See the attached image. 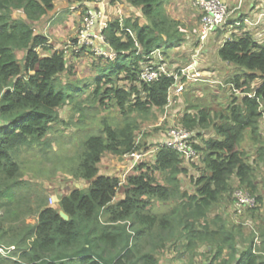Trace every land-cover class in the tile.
I'll use <instances>...</instances> for the list:
<instances>
[{
    "label": "trees",
    "instance_id": "obj_1",
    "mask_svg": "<svg viewBox=\"0 0 264 264\" xmlns=\"http://www.w3.org/2000/svg\"><path fill=\"white\" fill-rule=\"evenodd\" d=\"M55 1L0 0V264H161L158 255L165 250L177 251L182 264H264V42L249 33L224 38L217 58L238 73L217 86L235 88L239 96L233 92L213 115L210 107L191 104L187 110L195 112H185L178 122L193 134L203 165L199 175L192 169L196 159L185 161L162 148L153 164L135 166L121 184L98 165L106 153L121 156L151 145L136 144L135 131L140 119L165 108L174 80L144 82L138 75L157 61L151 52L165 55L172 36H181L177 22L162 15L164 0H110L126 2L136 16L109 21L103 34L117 58H97L87 83L74 78L66 51L51 50L38 30ZM141 16L147 23H140ZM256 80L260 84L252 88ZM87 88L90 94L81 99ZM106 100L118 109L121 124L103 120L98 132L86 137L71 172L84 187L57 198V207L48 204V197L32 192L23 179L22 149L49 147L45 138L61 122L64 106L73 104L81 113L87 104ZM236 185L255 200L237 218ZM120 189L123 196L114 201ZM156 202L165 210H155ZM245 216L251 220L248 232ZM31 217L35 221L27 222Z\"/></svg>",
    "mask_w": 264,
    "mask_h": 264
},
{
    "label": "rangeland",
    "instance_id": "obj_2",
    "mask_svg": "<svg viewBox=\"0 0 264 264\" xmlns=\"http://www.w3.org/2000/svg\"><path fill=\"white\" fill-rule=\"evenodd\" d=\"M110 1V0H109ZM96 2L108 4L107 0H98ZM114 5V4H113ZM115 6H119L118 10H122V15L124 18L127 16L135 17L132 11L128 8V4L123 1H117ZM113 6L114 8H116ZM122 7V9H121ZM81 13H76L75 15H68L66 20L61 22L57 27L52 25L49 20L38 28V30L44 34L47 38V44L54 49H64L66 51L67 61L74 65L76 70L75 77L78 80H85L87 83H91L93 80L95 67L93 63H97L99 58L93 52L92 48L89 47H76L78 31L83 23L85 12L81 7L77 8ZM162 15L167 16L170 20L177 22V30L180 37L172 36L173 40L171 47L167 50L166 54H161L163 60L165 61L167 68L171 69L175 65L177 67L186 68L191 64H195L198 67H204L205 69H215L217 73L221 74V78L218 83L214 84L213 79H208L206 76H202V81H196L193 85L187 87V91L178 96L177 102L172 103L170 106L164 108L163 110H156L154 115L147 119L139 120V128L135 131L136 144L139 142L144 144V142L149 145L148 149H151L155 144L154 141L161 139L167 129L170 126H179L180 118L185 112H195V109L187 108L191 104H200L199 108H209L211 109L212 115L214 112L225 108L230 100L232 91L231 87L224 84L225 88H219L217 85L225 83V78L230 77L234 72L231 68H217L213 66V51L215 50V44L213 39L208 38L204 42H199L197 40L196 30L200 23L199 10H197L190 2V0H164L162 2ZM21 14L20 11H16L14 16L17 17ZM109 21H112L114 17L110 13L106 14ZM140 23H147L144 17H140ZM177 40H176V39ZM138 46V43L136 42ZM76 49H75V47ZM140 50V49H138ZM38 53L44 52L41 48H37ZM162 51V50H161ZM50 53V51H49ZM46 54H48L46 52ZM24 56L23 51L17 52V57L21 61ZM116 63L110 64L114 66ZM201 67V68H202ZM176 68V67H175ZM199 71V70H198ZM202 75V74H201ZM69 79H74L73 75H68ZM91 79V81H89ZM214 84V85H213ZM260 81L258 80L257 85H251L252 88L258 87ZM84 86V83L81 84ZM86 86V85H85ZM91 87V85H89ZM85 88V87H84ZM227 88V90H226ZM90 88L85 89V95L81 98L84 99L90 94ZM226 94L227 98L213 97V94ZM85 107L81 113H77L73 108V104L66 105L60 110V120L54 125L45 140L49 143V147L40 145H33L29 148L22 149L20 154V159L24 165V177L23 179L28 183V187L32 192L37 191V194L47 196L48 204L57 207L54 204L53 197L60 198L65 193L73 188L84 187V183L81 180H77L73 177L72 171L77 164V156L80 152L81 146L86 139L91 134L98 132V127L101 126L103 120L110 122L114 126H119L122 122V116L118 112V109L114 106L109 105V101L106 100V105H94ZM142 150H136L135 153H141ZM153 156V158H152ZM146 156L142 163L147 164L154 163L155 155ZM129 157L126 155H114L110 153L104 154L101 162L99 163L100 172L103 174H109L116 176L120 179L121 184L125 182L126 177L134 172V168L128 169ZM196 166L193 167V171L196 175H199L201 171L199 168H203L200 160L196 159ZM264 179V170L262 172ZM159 176V175H157ZM184 176V174H182ZM189 182L186 176L185 183ZM235 188H238L236 185ZM264 190V187H262ZM122 189L117 192L116 200L118 197L122 196ZM264 192V191H263ZM264 194V193H263ZM224 205V204H223ZM220 208V207H219ZM155 210L162 211L165 210V206L156 202L154 206ZM226 209V208H225ZM261 212L264 215V202L261 207ZM237 215H235V218ZM248 217L245 216V221L243 222L244 231L248 232ZM35 221L34 217L28 218L27 222L33 223ZM11 248L10 250H12ZM2 252L6 253L4 249ZM8 252V251H7ZM167 255V256H166ZM159 258L161 264H178L181 262L179 259V253L174 250H165L159 253ZM164 256V257H162ZM171 256L172 261H167V258ZM166 258V259H165ZM178 259L177 261L175 259ZM164 260V262L162 261ZM175 260V261H174Z\"/></svg>",
    "mask_w": 264,
    "mask_h": 264
},
{
    "label": "built area",
    "instance_id": "obj_3",
    "mask_svg": "<svg viewBox=\"0 0 264 264\" xmlns=\"http://www.w3.org/2000/svg\"><path fill=\"white\" fill-rule=\"evenodd\" d=\"M98 1V0H97ZM191 4L199 10L200 23L196 30L197 40L204 42L212 34L217 33V29L228 25V20L231 12V6L224 0H190ZM108 4L100 2L93 3H77L72 9L81 7L86 10L85 17L81 28L77 35L76 47H89L98 57L115 60L117 53L106 43L103 30L108 26L107 19ZM242 0H237L236 9L241 8ZM260 18L264 17V11L259 14ZM122 22V17L120 18ZM239 25V23H235ZM74 46V47H75ZM75 47V49H76ZM159 50L151 52V55L157 58V61L145 65L138 75V79L144 82H152L158 80L161 76L170 77L174 80L171 87L168 89V101L165 106L168 107L172 103L177 102V97L187 91L189 85H193L196 81H202L201 72L198 71L196 63L188 67H173L172 70L167 68L165 61ZM153 57V58H154ZM204 81V80H203ZM207 81V80H206ZM213 83L217 84L218 80ZM234 93L239 94L235 88H232ZM249 97L254 94L248 93ZM192 132L185 127L170 126L162 139L158 140L151 149L140 151L141 153H130L129 158L132 160V168L138 163H142L146 156L156 153L162 148H168L176 151L185 161L195 160L198 158V153L192 141ZM234 203L233 210L235 215L242 214L246 208L255 206V200L247 191L236 188L233 193Z\"/></svg>",
    "mask_w": 264,
    "mask_h": 264
},
{
    "label": "crops",
    "instance_id": "obj_4",
    "mask_svg": "<svg viewBox=\"0 0 264 264\" xmlns=\"http://www.w3.org/2000/svg\"><path fill=\"white\" fill-rule=\"evenodd\" d=\"M107 1L109 2V0H107ZM224 1H226L231 6L233 11L230 14V17L228 20V25L226 27H224L220 33L217 32V33H214L210 36V39H213V42L215 44V50L213 51V66H215L217 68L229 67V69L231 68L234 72H236L237 71L236 67L231 66V65H228V66L224 65L221 62V60H219L217 58V49L219 47L220 42L223 41L224 38L231 37L233 34L234 35H240L243 33H249L254 38H256V40L259 43L264 42V17L260 18V16H259V14L264 11V0H242L241 8H237V9H236L237 0H224ZM116 3H117V1H115V3H112V4L108 3V5H107L109 8L108 13H110L111 16L114 17L113 19H116V18L119 19V17L120 18L123 17L122 10H118L119 8H117V7H119V6L116 7L115 6ZM74 5L75 4L73 2L70 3L67 0H56L54 2V9L48 13V15L42 21L41 26H43L49 20V22L52 25L57 27L59 24H61L62 21L64 22L67 19L66 17L68 15L72 16V15H75L76 13H81V11L79 9H72L73 7H75ZM113 6H115L116 8H114ZM68 8H69L70 12L67 10ZM128 8L133 13V9L130 8L129 4H128ZM121 9H122V7H121ZM76 11H78V12H76ZM107 19L110 20V18H107ZM237 22L239 23V25L235 24ZM177 66H179V65H175V67H177ZM201 67L197 66V69L201 72L202 75L207 77V78H205L206 80L207 79H213V81H214V80H219L221 78V74L217 73V71H215L214 67L212 70L209 68L205 69L204 67H202V68ZM226 78H228V77H226ZM254 82L255 83H253V84L257 85L258 80L254 81ZM236 96H239V94H236ZM262 122H263V124H261V128L264 130V119ZM155 154L156 153H154V154L152 153L151 156L155 155ZM152 158H153V156H152ZM127 160L129 161L128 169H131L132 168L131 167L132 166V160H131V158H129ZM116 196L114 198V201H117L118 199H120L123 196V194H122V196L118 197L117 200H116ZM52 197L54 200V204L56 205L57 204L56 202L58 199L54 196H52ZM247 222L251 223V220L248 218ZM162 257H164V256H162ZM172 260H173V258L171 256H169L167 258V261H172ZM175 260L177 261L178 259H175ZM162 261L164 262L163 259H162ZM166 264H169V263L166 262ZM178 264H182V263L178 262Z\"/></svg>",
    "mask_w": 264,
    "mask_h": 264
},
{
    "label": "water",
    "instance_id": "obj_5",
    "mask_svg": "<svg viewBox=\"0 0 264 264\" xmlns=\"http://www.w3.org/2000/svg\"><path fill=\"white\" fill-rule=\"evenodd\" d=\"M222 31L221 28H218L217 29V32L220 33ZM59 215L64 219V220H67L68 219V215L63 211V210H59Z\"/></svg>",
    "mask_w": 264,
    "mask_h": 264
},
{
    "label": "bare ground",
    "instance_id": "obj_6",
    "mask_svg": "<svg viewBox=\"0 0 264 264\" xmlns=\"http://www.w3.org/2000/svg\"><path fill=\"white\" fill-rule=\"evenodd\" d=\"M120 20V19H119Z\"/></svg>",
    "mask_w": 264,
    "mask_h": 264
}]
</instances>
